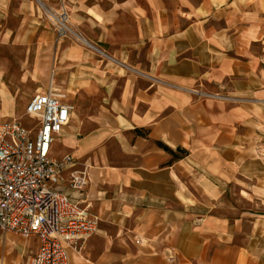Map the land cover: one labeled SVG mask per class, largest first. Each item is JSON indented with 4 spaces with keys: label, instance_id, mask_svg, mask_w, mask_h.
I'll return each mask as SVG.
<instances>
[{
    "label": "crops",
    "instance_id": "1",
    "mask_svg": "<svg viewBox=\"0 0 264 264\" xmlns=\"http://www.w3.org/2000/svg\"><path fill=\"white\" fill-rule=\"evenodd\" d=\"M13 49L73 106L50 154L87 166L71 197L99 230L69 264H264V212H217L229 185L264 204L246 164L264 138V0H0ZM10 239L0 264L36 251Z\"/></svg>",
    "mask_w": 264,
    "mask_h": 264
},
{
    "label": "built area",
    "instance_id": "2",
    "mask_svg": "<svg viewBox=\"0 0 264 264\" xmlns=\"http://www.w3.org/2000/svg\"><path fill=\"white\" fill-rule=\"evenodd\" d=\"M72 110L50 84L25 108L31 126L0 122V230L37 239L27 264H69L68 250L99 230V218L71 197L88 185L87 166L68 153L50 154Z\"/></svg>",
    "mask_w": 264,
    "mask_h": 264
},
{
    "label": "rangeland",
    "instance_id": "3",
    "mask_svg": "<svg viewBox=\"0 0 264 264\" xmlns=\"http://www.w3.org/2000/svg\"><path fill=\"white\" fill-rule=\"evenodd\" d=\"M61 15L65 16L62 13ZM54 22L57 26V36H73L70 31L59 28L61 24L57 23L56 21ZM53 43L55 42H52V44ZM6 52L7 54L4 55V51H0V122L15 118L19 120L21 124L25 126H31L32 120H30L25 115V108L34 93L43 92L47 88L48 79L36 80L35 78L30 77V75H27L25 68L23 69V63L21 62L23 59L21 50L13 49V52L9 50H6ZM45 55L49 57L51 55V50L47 51V54ZM45 60L48 61L49 58H45ZM110 66L116 68L118 63L111 61ZM3 83L7 86V89L10 91L9 93L2 89ZM5 103H7L6 106ZM64 147V136L57 137L54 140L52 147L53 154H62L64 152ZM249 154H251L252 157L246 161V164L253 171V175H250V177L254 178L255 182H258V180L260 182V189L255 190V194L261 196L264 203V138L251 147ZM219 203L220 204L219 207H217V212H219L221 215L229 216L231 218L241 213H247L248 211L254 213L264 212V204L260 203V201L255 199L253 196H249L246 192L240 193L238 187L234 185H229L222 200ZM248 225L249 223H246L245 228H248ZM5 236L11 237L10 241L5 244L6 247H15L17 246V242L20 240H32L11 232L0 230L1 242L4 240ZM1 242L0 246H3V243ZM31 244L32 242L28 243V246H31ZM30 256V253L24 254L22 256V264H27Z\"/></svg>",
    "mask_w": 264,
    "mask_h": 264
},
{
    "label": "trees",
    "instance_id": "4",
    "mask_svg": "<svg viewBox=\"0 0 264 264\" xmlns=\"http://www.w3.org/2000/svg\"><path fill=\"white\" fill-rule=\"evenodd\" d=\"M177 151H179L181 153H185V150H183V149H177Z\"/></svg>",
    "mask_w": 264,
    "mask_h": 264
},
{
    "label": "bare ground",
    "instance_id": "5",
    "mask_svg": "<svg viewBox=\"0 0 264 264\" xmlns=\"http://www.w3.org/2000/svg\"><path fill=\"white\" fill-rule=\"evenodd\" d=\"M60 23H61V24H64L63 20H60Z\"/></svg>",
    "mask_w": 264,
    "mask_h": 264
}]
</instances>
